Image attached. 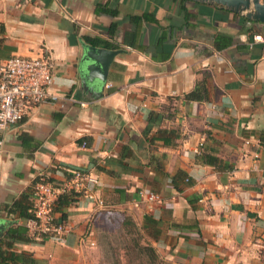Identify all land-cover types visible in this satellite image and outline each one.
Returning a JSON list of instances; mask_svg holds the SVG:
<instances>
[{
  "label": "crops",
  "instance_id": "obj_1",
  "mask_svg": "<svg viewBox=\"0 0 264 264\" xmlns=\"http://www.w3.org/2000/svg\"><path fill=\"white\" fill-rule=\"evenodd\" d=\"M254 33L264 36V21L190 0H0V60L48 56L57 96L0 132V238L24 223L6 209L35 178L58 184L81 169L95 182L63 208V233L13 241V252L98 264L97 224L117 215L169 263L264 264V47ZM81 43L119 50L103 83H80ZM196 88L204 99L184 98Z\"/></svg>",
  "mask_w": 264,
  "mask_h": 264
},
{
  "label": "built area",
  "instance_id": "obj_2",
  "mask_svg": "<svg viewBox=\"0 0 264 264\" xmlns=\"http://www.w3.org/2000/svg\"><path fill=\"white\" fill-rule=\"evenodd\" d=\"M251 41L260 42L264 47V36L260 33H254ZM52 81V63L46 55H13L0 60V132L16 123L29 106L55 101L57 96L48 92ZM1 144L0 138V147ZM86 182H95V179L81 169L69 171V175L58 185L40 176L31 189L34 219L24 222L30 234H43L57 239L63 233L65 224L54 218L52 203L59 193L69 189L80 191ZM138 196L145 201L159 199L157 194L145 190L138 191ZM86 197L91 198V194H86ZM95 201L98 206H102L99 199Z\"/></svg>",
  "mask_w": 264,
  "mask_h": 264
},
{
  "label": "rangeland",
  "instance_id": "obj_3",
  "mask_svg": "<svg viewBox=\"0 0 264 264\" xmlns=\"http://www.w3.org/2000/svg\"><path fill=\"white\" fill-rule=\"evenodd\" d=\"M96 231L98 264H172L154 250L134 225L120 223L117 215L102 219Z\"/></svg>",
  "mask_w": 264,
  "mask_h": 264
},
{
  "label": "trees",
  "instance_id": "obj_4",
  "mask_svg": "<svg viewBox=\"0 0 264 264\" xmlns=\"http://www.w3.org/2000/svg\"><path fill=\"white\" fill-rule=\"evenodd\" d=\"M184 98L199 100V99H204L205 94L199 92L198 89L196 88L184 94ZM38 179L39 177L35 178V180L31 184L29 193L21 194L18 199H15L14 201L11 202V204L6 209L7 212L16 213V217L21 218L24 222L28 219H34L33 209H32V200H31V189H32L33 184L36 181H38ZM44 179L49 181L47 178H44ZM58 184H53V185H58ZM172 184L173 186H176L173 181H172ZM79 194L80 193L78 191L69 189L57 195L55 201L52 203V211L55 210L59 212L58 219L56 218L57 222L63 223V219L65 217L63 208L73 203L74 201H76L77 196ZM151 221L152 220H150V223H152ZM122 224L131 225L132 223L129 220L124 219ZM35 237L43 238L45 237V235L43 234L31 235L28 232V229L24 223L9 226L5 230L3 237L0 238V264H46L44 262L38 261L28 252H23V251L13 252L12 251L13 241L30 242V241H34ZM149 248L151 249V247Z\"/></svg>",
  "mask_w": 264,
  "mask_h": 264
},
{
  "label": "water",
  "instance_id": "obj_5",
  "mask_svg": "<svg viewBox=\"0 0 264 264\" xmlns=\"http://www.w3.org/2000/svg\"><path fill=\"white\" fill-rule=\"evenodd\" d=\"M200 3L216 4L233 13L243 14L246 17L264 21V0H190ZM119 50L96 47L86 43L80 44V53L77 64V74L80 83H97L105 81L108 66ZM10 223V222H8ZM7 224V223H6ZM5 223L0 222V233Z\"/></svg>",
  "mask_w": 264,
  "mask_h": 264
}]
</instances>
